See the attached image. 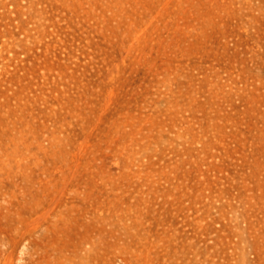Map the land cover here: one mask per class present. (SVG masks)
<instances>
[{"label": "rangeland", "instance_id": "374dc122", "mask_svg": "<svg viewBox=\"0 0 264 264\" xmlns=\"http://www.w3.org/2000/svg\"><path fill=\"white\" fill-rule=\"evenodd\" d=\"M0 264H264V0H0Z\"/></svg>", "mask_w": 264, "mask_h": 264}, {"label": "bare ground", "instance_id": "6f19581e", "mask_svg": "<svg viewBox=\"0 0 264 264\" xmlns=\"http://www.w3.org/2000/svg\"><path fill=\"white\" fill-rule=\"evenodd\" d=\"M30 199L28 198V197H24V198H22V200H20V204L21 205H25V204H30V201H29ZM24 205H23V207H24Z\"/></svg>", "mask_w": 264, "mask_h": 264}]
</instances>
